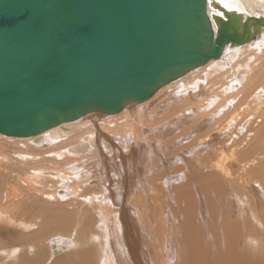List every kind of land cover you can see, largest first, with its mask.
Segmentation results:
<instances>
[{"label": "bare ground", "instance_id": "bare-ground-1", "mask_svg": "<svg viewBox=\"0 0 264 264\" xmlns=\"http://www.w3.org/2000/svg\"><path fill=\"white\" fill-rule=\"evenodd\" d=\"M206 1L212 19L226 11L262 24L118 113L0 134L18 147L15 157L0 153L3 175L15 178L0 190V223L15 231L4 233L0 264H49L54 241L73 248V264H170L175 237L186 264H217L201 258L202 245L223 264H264V0ZM40 195L71 201L57 219L45 214L49 201L44 222L24 217Z\"/></svg>", "mask_w": 264, "mask_h": 264}, {"label": "water", "instance_id": "water-1", "mask_svg": "<svg viewBox=\"0 0 264 264\" xmlns=\"http://www.w3.org/2000/svg\"><path fill=\"white\" fill-rule=\"evenodd\" d=\"M206 2L0 0V134L118 113L262 24L226 11L212 19Z\"/></svg>", "mask_w": 264, "mask_h": 264}, {"label": "rangeland", "instance_id": "rangeland-1", "mask_svg": "<svg viewBox=\"0 0 264 264\" xmlns=\"http://www.w3.org/2000/svg\"><path fill=\"white\" fill-rule=\"evenodd\" d=\"M171 138H173V137H171ZM166 139H168L167 140V143H166V146H168V147H172L173 146V140H169V138H166ZM166 139H165V141H166ZM175 140V139H174ZM2 141V140H1ZM5 141V142H4ZM169 143V144H168ZM18 149V147H17V145L15 144V142L13 143L12 141H8V140H3V142H0V153L2 152V153H5V154H10L9 155V157H15L13 154H15V152H16V150ZM12 155V156H11ZM188 157L186 156V159H187ZM189 159V158H188ZM8 164L9 165H11L12 164V162L11 161H8ZM155 165V164H154ZM153 165V166H154ZM2 164H0V190L4 187V185H7V184H13L14 183V181H15V178L14 177H12V176H10V177H8L7 175H3L4 173H2ZM176 166V167H175ZM180 166V164L179 163H173V164H168L167 165V168H173V167H175V168H177V167H179ZM6 167V166H5ZM20 167H21V165H20ZM23 168H24V166H22ZM12 168V167H11ZM155 168H156V166H155ZM4 170L5 171H8L9 169H6V168H4ZM160 171H162V169H160ZM16 171H15V168H12V170L10 171V172H8L7 174H9L10 173V175H13L14 176V173H15ZM158 173V172H157ZM158 174H162V172H159ZM2 175V176H1ZM5 177V178H4ZM8 177V178H7ZM4 182V183H3ZM46 189H48V187H46ZM170 194H172V191H170ZM26 195V194H25ZM24 195V196H25ZM27 197V196H26ZM40 198H37V200H36V202H35V200H33V199H31L30 197L28 198V201H29V203L32 201V204L30 205V206H32V209H33V214H26V215H24V217H26V218H33V217H36V216H39V217H41L42 218V220H43V216H42V212H39V210L41 209V207H43V206H41V205H46V202L47 201H49V202H51V204L53 205V206H51V205H46V207L49 209V211H51V212H45V214H46V216L47 215H54V216H56V219L59 217V216H61L63 213V206H66L65 204H67V203H69L70 201H71V199L70 198H68L67 200H65V199H62V200H60L61 202H59V204L56 202H54V203H52V201H50V200H47L46 199V197H44V196H42V195H40L39 196ZM261 197V196H260ZM24 200H25V198H24ZM41 200V201H40ZM65 200V201H64ZM75 201V200H74ZM73 202V201H72ZM76 202H78V200H76ZM61 203H63V204H61ZM56 204V205H55ZM51 206V207H50ZM169 207H170V215H171V222L172 223H174L173 221V219L174 218H176L177 216H176V212H175V210L174 209H172V205H169ZM53 208H56V209H53ZM53 209V210H52ZM57 209H59V210H57ZM61 209V210H60ZM71 209H73V205H70L69 206V210H67V211H70ZM55 211H56V213H55ZM54 212V213H53ZM50 213V214H49ZM52 215V216H53ZM53 216V217H54ZM51 217V216H50ZM72 217V215L70 216V218ZM205 218L206 217H204V222L206 221L205 220ZM43 222H44V220H43ZM94 224H95V222H94ZM175 224H176V222H175ZM4 225H6V224H2V223H0V244L1 245H4V239L6 238L5 236H4V233H6L7 231L6 230H8V231H11V232H15V231H13V225L11 224V225H8L7 226V229H6V227H4ZM5 229V230H4ZM5 231V232H4ZM14 234V233H13ZM34 235V234H33ZM32 234H31V236H33ZM13 236H11V238H12ZM218 237V236H217ZM12 239H15L14 237L12 238ZM182 242V241H181ZM92 243V242H91ZM55 245H57L56 243H55V241H54V243L52 242V247H53V250L51 251V255L49 254V257L47 258V259H50L51 258V260H50V262H49V264L51 263V261H55V262H57V264H65V262L67 263V264H73L74 262H75V260H73V259H71V257H70V260L68 259V256H65V255H68V254H70V252L71 251H73V248L71 247H69L68 248V246L66 245V247H65V245H63L62 247H61V249H59L58 247H55ZM179 245H181L179 248H178V246ZM58 246V245H57ZM92 246H93V248L94 249H96V250H98V245H97V242H94V243H92ZM171 246H172V248L171 249H169V251H167L166 253H168L169 252V254L171 255H173V257H171L170 258V264H186V263H188V262H186V260H187V258H188V256L185 254V255H183V250H185V248H186V244H185V247H183L182 246V244H180L179 243V241H178V238H176L175 237V240L173 239V241H172V244H171ZM202 247H203V249H204V252H203V257H201V258H208V263H211L212 261H216V263L217 264H223V255H220V253L218 252V250H217V248L215 247V246H213V247H210V251L208 252V253H206V245H202ZM47 248V247H46ZM69 249V250H68ZM198 249L200 250L201 249V247L199 246L198 247ZM63 250V251H62ZM76 252H78V249L76 250ZM99 255V253H97V256ZM70 256V255H69ZM74 257V256H73ZM215 258V259H214ZM2 259H4V258H2ZM48 261V260H47ZM94 262H95V260H94ZM92 264H93V262H92Z\"/></svg>", "mask_w": 264, "mask_h": 264}]
</instances>
